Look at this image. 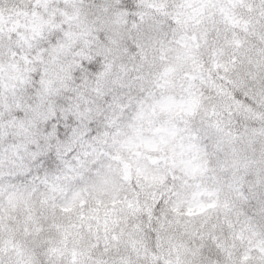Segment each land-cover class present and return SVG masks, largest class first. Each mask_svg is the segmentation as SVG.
Wrapping results in <instances>:
<instances>
[{
    "label": "clouds",
    "instance_id": "obj_1",
    "mask_svg": "<svg viewBox=\"0 0 264 264\" xmlns=\"http://www.w3.org/2000/svg\"><path fill=\"white\" fill-rule=\"evenodd\" d=\"M0 264H264V0H0Z\"/></svg>",
    "mask_w": 264,
    "mask_h": 264
}]
</instances>
